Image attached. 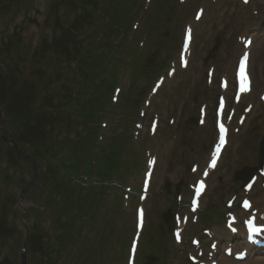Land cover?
I'll return each mask as SVG.
<instances>
[{
    "label": "rangeland",
    "instance_id": "obj_1",
    "mask_svg": "<svg viewBox=\"0 0 264 264\" xmlns=\"http://www.w3.org/2000/svg\"><path fill=\"white\" fill-rule=\"evenodd\" d=\"M151 1L147 0L145 9ZM135 2L132 0L131 5ZM0 4V45L6 47L11 39L9 51L12 49L21 68L28 63L29 56H35L32 75L41 84L34 85V92L31 85L13 82L10 76L0 77V103L6 126L16 128L14 139L21 154L39 159L43 171L39 178L32 164L21 160L14 146L4 141L0 130V264H22L27 226L29 264H58L57 249H61L65 233L79 211L87 206V194L80 193L77 179L81 176L80 183L90 188L99 172L111 176L109 172L117 163L129 167L123 173L122 166L119 168L123 177H117V182L131 190H119L118 200L107 193L104 205L96 202L93 216L87 210L80 212L81 225L86 221L85 215L94 225L92 231L84 230L78 244L70 247L66 264H77L83 256L87 260L83 258L80 264H96L92 259L95 247H99L96 258L101 263L98 264H128L130 245L138 231L139 209L146 216L144 226L138 231L136 264H159V258L162 264H192L189 255L197 249L191 240L204 238L202 243L208 246L210 238L204 237L203 230H222L226 218H220V213L229 210L227 201L236 198V210L246 195L236 172L260 167V143L264 136L261 102L264 0H251L249 4L242 0H153L149 16L138 30L134 29L136 22L128 30L136 20L132 13L128 17V21L132 17L131 22L124 27L129 7L122 8L116 0H110V9L105 8L103 0H0ZM197 10L203 11L200 19H196ZM188 28L194 31V41L188 52V66L183 68L180 54L184 31ZM111 36L113 39L119 36L121 43L127 41V47L133 45L135 53L130 55L127 50L125 57L117 54L116 58L124 63L114 60L102 78L91 89L86 88L89 78L86 71H90V77L98 75L106 64L105 51L109 49L106 42ZM245 36L253 37L254 41L250 48L254 86L237 105L233 99L234 72L237 59L245 49L242 42ZM40 41L42 46L35 49ZM17 42L19 45H15ZM90 53L97 57L94 66L86 62L79 67L76 60ZM128 57L130 63L125 64ZM53 65L57 70L62 69V76L48 73ZM52 78L53 88L45 96L40 94L46 89L45 81ZM224 78L230 82L225 92L220 85ZM160 80L162 86L153 94ZM80 88L83 89L79 93ZM222 94L229 99L226 116L232 128L230 143L217 170L208 177L201 209L192 213L189 205L193 186L208 167L217 141L215 110ZM85 95L88 100H81L80 96ZM56 97L59 104L51 105L50 100ZM201 107L207 112L204 125L198 123ZM72 108L75 118L69 111ZM7 112L15 117L16 126ZM155 117L159 127L156 133H151ZM96 137L98 142L100 138L103 140L101 147H94L92 153L90 147ZM96 159H100L99 172L94 164ZM83 160L90 163L88 172L84 163L79 167V161ZM151 162H155L151 186L148 197L143 199V180ZM86 174L89 181L83 178ZM26 180L34 188L24 199L27 211L19 200ZM97 181L92 199L96 190L111 187L110 180ZM260 183L251 193L258 201L262 199ZM71 193L77 195L73 207L67 203ZM47 203L49 206L45 207ZM209 210H212L209 215L214 217L207 224L201 216ZM103 222L104 225H99ZM76 225L74 228H82L77 222ZM117 227L121 229L113 250ZM176 230L182 232L181 242L174 238ZM74 232L72 236L77 234Z\"/></svg>",
    "mask_w": 264,
    "mask_h": 264
},
{
    "label": "trees",
    "instance_id": "obj_2",
    "mask_svg": "<svg viewBox=\"0 0 264 264\" xmlns=\"http://www.w3.org/2000/svg\"><path fill=\"white\" fill-rule=\"evenodd\" d=\"M118 1L119 3H121L124 7H129L132 0H116ZM1 6V4H0ZM10 43H6V47H3L0 45V63L1 66H0V77L3 78V77H7V76H10L12 79H13V82H20L22 85H26V86H29L31 85L32 88H30V90L32 89V91L35 92V89L33 88L35 84H38V85H41L39 82H38V79L35 78V76L31 75L30 78H25L24 77V68H21L20 65H18V61H16L17 57H15V55H12V49H10L9 51V48H10V44L12 45L13 43L11 42V39L9 40ZM15 45H19V43L17 42V44ZM86 58V57H84ZM83 59H80L79 60V67L83 66L86 62L89 61V59H87L86 61ZM97 57H93L91 60H96ZM28 62L31 64V65H35V61L36 60V57L35 56H29L28 58ZM90 64H91V61H89ZM50 73V72H48ZM33 74V73H32ZM21 78V80H20ZM47 82V80L45 81V83ZM47 84V83H46ZM30 87V86H29ZM49 93V92H48ZM47 93V94H48ZM46 94V95H47ZM58 97L55 98V105L59 104L60 101L56 102V99ZM7 116H10L9 118L12 119L11 120V123H13L15 126H16V122H14L15 120V117H12L10 114H8L7 112ZM15 130L16 128L13 130V138H14V133H15ZM115 169V166H113L111 168L110 171H113ZM72 227H74L72 225Z\"/></svg>",
    "mask_w": 264,
    "mask_h": 264
},
{
    "label": "water",
    "instance_id": "obj_3",
    "mask_svg": "<svg viewBox=\"0 0 264 264\" xmlns=\"http://www.w3.org/2000/svg\"><path fill=\"white\" fill-rule=\"evenodd\" d=\"M0 127H1V132H2V137H3V139H4L5 141H7L9 144H11V145L14 146V148L17 150L18 157H19L21 160H26V161H28V162L34 163V164H35V167L38 168L39 166H38L37 162H36L34 159H32V158L29 157V156L22 155V154H21V150H20L18 144H17L15 141H13V140L11 141V140L8 139V137H7V130H6L5 126H4V118H3V113H2V111H1V109H0ZM262 144H263V149H262V159L264 160V141H263ZM38 169H39V168H38ZM24 193H26V191H25ZM22 260H23V261H22L23 264H27L26 255H25L24 253H23V259H22Z\"/></svg>",
    "mask_w": 264,
    "mask_h": 264
},
{
    "label": "snow or ice",
    "instance_id": "obj_4",
    "mask_svg": "<svg viewBox=\"0 0 264 264\" xmlns=\"http://www.w3.org/2000/svg\"><path fill=\"white\" fill-rule=\"evenodd\" d=\"M246 61H247V55H245V57H244V60L242 61V64H241V67H242V69L243 68H246ZM245 79H247V77H246V72H245ZM243 90H248L247 88H244ZM201 187H203V185H201ZM249 206V204H248V202L246 201L245 202V207H248ZM249 224H251V221H249ZM252 231L253 232H256V231H259V229H257V228H252Z\"/></svg>",
    "mask_w": 264,
    "mask_h": 264
}]
</instances>
